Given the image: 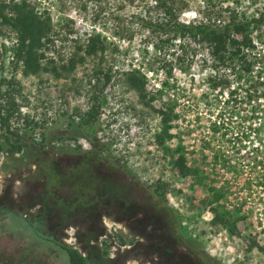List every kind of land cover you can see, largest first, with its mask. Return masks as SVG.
<instances>
[{
    "label": "rangeland",
    "instance_id": "obj_1",
    "mask_svg": "<svg viewBox=\"0 0 264 264\" xmlns=\"http://www.w3.org/2000/svg\"><path fill=\"white\" fill-rule=\"evenodd\" d=\"M27 1L45 9L51 40L37 71L23 73L12 54L16 32L0 23V78L12 79L18 110L9 125L22 135L18 150H0V264H71L61 243L86 264H264V20L247 35L254 46L246 62L231 68L214 58L212 32L154 50L150 43L165 35L161 1ZM163 1L184 22L226 3L241 18L264 12V0ZM226 19L221 10L214 21ZM91 30L104 50L75 51ZM73 52L83 61L59 76L41 67ZM97 67L111 77L95 126L79 125L76 111L98 93ZM129 69L144 75L147 103L126 83ZM167 106L171 135L159 143L156 108ZM178 155L185 174L173 162ZM211 207L228 220L211 221ZM108 228L125 244L112 257L98 244Z\"/></svg>",
    "mask_w": 264,
    "mask_h": 264
},
{
    "label": "trees",
    "instance_id": "obj_2",
    "mask_svg": "<svg viewBox=\"0 0 264 264\" xmlns=\"http://www.w3.org/2000/svg\"><path fill=\"white\" fill-rule=\"evenodd\" d=\"M161 1V9L163 10L164 22H162L166 27L162 31L165 32L164 37L158 36L154 42L150 43L153 49H158L160 43L167 42L171 38H179L182 36H188L195 38L198 35H206L212 32L214 38L216 37V42L219 46L214 45L212 48V54L214 58L221 64L233 68L236 63L246 62L247 56L249 54L247 48H253L254 44L251 42V38L248 37V33L252 30H258L260 28V23L264 20V12L258 11L256 14H251L248 17H238L236 11L229 4H225L223 9L221 5L213 9L212 15L205 14L203 19L192 21H179L176 19V14L173 12L171 4H164L162 0H157L158 3ZM229 1V0H223ZM157 4V3H156ZM221 10L227 11V19L222 22H215L214 19L221 16ZM45 9H42L41 13H38L34 8V5L30 4L27 0L9 1L0 0V23L6 24L16 32V43L13 47L12 54L15 59H20L22 64V72H36L40 67L39 58L44 56V53L40 48L45 45L46 41H50L49 32L51 30V24L49 21V16L43 14ZM212 16V18H211ZM161 23V24H162ZM151 30L160 28V23L154 21L146 22ZM236 35H240L241 39H238ZM225 43L227 46H225ZM3 46V45H2ZM46 46V45H45ZM75 51L82 49L84 54H96L101 53L105 48V43L103 37L96 31L87 32L83 42L74 45ZM4 47H2L3 49ZM256 53V52H254ZM258 53V52H257ZM84 54H77L73 52L70 54L64 62H58L57 65L54 59L49 57L47 59L46 66H41L44 69H49L56 76L60 75L62 70L68 71L73 68L76 61L81 62L84 59ZM260 54V53H258ZM162 66V65H160ZM164 66V64H163ZM94 82L93 87L98 89V93L91 92L90 102L83 111H76L77 119L79 125H89L95 126L96 119L100 112L101 98L100 92L102 87L109 81L111 73L108 69L102 70L97 67L93 70ZM165 74H169V70L165 71ZM239 74V73H238ZM240 75V74H239ZM101 77V78H100ZM124 78L126 83L134 88L142 98L144 103L152 98V94L147 95L144 91V80L143 74H139L137 69H129V71L124 73ZM11 80L10 78L4 79L0 78V84L4 83L5 86L0 87V150L3 147V143L10 145L15 150L21 147L22 135L17 131L16 127L10 129L9 118L15 112H17V104L14 102V97L10 95L11 92ZM218 82V81H217ZM225 82V81H224ZM223 82V83H224ZM160 86L157 87L154 93H159L161 85L167 83L166 77L160 79ZM226 83V82H225ZM214 85L215 82H212ZM171 106H167L166 109L156 108V111L160 115L161 126L159 132L156 134V140L160 143L164 137H169L171 133L168 131L170 118L169 111ZM25 119V117L23 118ZM32 126L36 125V121H32ZM27 121V123H28ZM31 129L32 127H28ZM95 128L93 130L95 132ZM183 161L182 155L176 156L174 159V164L177 170L181 174H185L187 171L186 166L180 165ZM158 187V185H156ZM163 194V190L157 191V194ZM219 194L215 195L217 198ZM213 209V215L211 221L214 222H224L228 219L222 214L218 213L216 207H211ZM231 229V228H230ZM123 237L119 236L122 240ZM255 244V241H251ZM63 251L66 253L68 260L71 264H86L85 256L81 254L75 247L69 244H60ZM264 251V247L260 246ZM105 251V250H104Z\"/></svg>",
    "mask_w": 264,
    "mask_h": 264
},
{
    "label": "built area",
    "instance_id": "obj_3",
    "mask_svg": "<svg viewBox=\"0 0 264 264\" xmlns=\"http://www.w3.org/2000/svg\"><path fill=\"white\" fill-rule=\"evenodd\" d=\"M4 54L6 56V62L8 63L9 60H8V57L11 58V55L9 56L8 54L10 53V50L8 48V46H6V48L4 49ZM108 231L111 232V230L108 228ZM100 241H99V245L105 249L106 251V254L109 256V257H112L114 256L115 254V250L120 247L122 248L123 246H125L124 242L121 243V241L119 240V238H117V234H115L114 236V233L111 232L110 234V237H106V236H101L100 237ZM146 264V263H145Z\"/></svg>",
    "mask_w": 264,
    "mask_h": 264
},
{
    "label": "flooded vegetation",
    "instance_id": "obj_4",
    "mask_svg": "<svg viewBox=\"0 0 264 264\" xmlns=\"http://www.w3.org/2000/svg\"><path fill=\"white\" fill-rule=\"evenodd\" d=\"M89 147L92 149L93 148V144H90ZM154 259H157V257H154ZM208 262H209V264H213L214 263V261H212L211 258H209ZM148 263H146V264H148Z\"/></svg>",
    "mask_w": 264,
    "mask_h": 264
}]
</instances>
